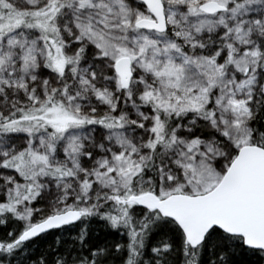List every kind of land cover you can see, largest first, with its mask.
<instances>
[{"label":"snow or ice","instance_id":"6c2138e0","mask_svg":"<svg viewBox=\"0 0 264 264\" xmlns=\"http://www.w3.org/2000/svg\"><path fill=\"white\" fill-rule=\"evenodd\" d=\"M0 264H264V0H0Z\"/></svg>","mask_w":264,"mask_h":264}]
</instances>
